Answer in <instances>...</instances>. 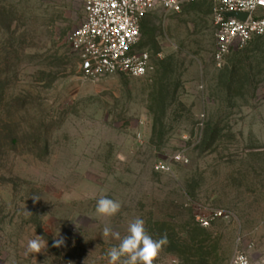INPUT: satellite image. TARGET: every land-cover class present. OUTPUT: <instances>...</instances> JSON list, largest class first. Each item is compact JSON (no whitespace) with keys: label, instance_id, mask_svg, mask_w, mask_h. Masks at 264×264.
<instances>
[{"label":"rangeland","instance_id":"obj_1","mask_svg":"<svg viewBox=\"0 0 264 264\" xmlns=\"http://www.w3.org/2000/svg\"><path fill=\"white\" fill-rule=\"evenodd\" d=\"M214 9L158 0L138 45L155 71L91 80L68 44L82 0H0V264H108L103 228L122 239L136 218L167 237L154 264H199L197 233L208 264H264V37L217 64Z\"/></svg>","mask_w":264,"mask_h":264},{"label":"built area","instance_id":"obj_2","mask_svg":"<svg viewBox=\"0 0 264 264\" xmlns=\"http://www.w3.org/2000/svg\"><path fill=\"white\" fill-rule=\"evenodd\" d=\"M194 0H161L169 14H181ZM215 7L217 27L215 61L221 65L236 47L264 37V0H207ZM85 22L68 37L80 57L86 79L100 80L120 74L144 78L155 71L148 51L138 50L143 20L154 11L158 0H82ZM228 13L248 14L247 21L228 18ZM160 169L165 170V166ZM222 213L216 212L214 217ZM202 220L203 226H209ZM229 264H253L244 251H237Z\"/></svg>","mask_w":264,"mask_h":264},{"label":"clouds","instance_id":"obj_3","mask_svg":"<svg viewBox=\"0 0 264 264\" xmlns=\"http://www.w3.org/2000/svg\"><path fill=\"white\" fill-rule=\"evenodd\" d=\"M120 209L119 201L102 196L97 200L95 210L100 216L113 217L119 213ZM127 233L121 239L120 234L113 231L110 225L103 228L104 237L112 236L120 240L117 246L111 247L106 252L108 264H154L167 237L154 239L147 231L145 221L141 218H136L129 223ZM62 242V240H56L54 246H60ZM45 248L46 241L41 236L27 242V251L30 253H40Z\"/></svg>","mask_w":264,"mask_h":264},{"label":"trees","instance_id":"obj_4","mask_svg":"<svg viewBox=\"0 0 264 264\" xmlns=\"http://www.w3.org/2000/svg\"><path fill=\"white\" fill-rule=\"evenodd\" d=\"M156 134V127L154 129V137ZM208 136V139H210V142H214L215 138L217 137V132L214 130H209L206 134ZM192 234V233H191ZM202 238V235L200 234H196V235H192L188 241L185 242V245L187 247V249L193 254L192 257L193 258H197L199 261V264H208V256L207 254L204 252V240H200Z\"/></svg>","mask_w":264,"mask_h":264},{"label":"water","instance_id":"obj_5","mask_svg":"<svg viewBox=\"0 0 264 264\" xmlns=\"http://www.w3.org/2000/svg\"><path fill=\"white\" fill-rule=\"evenodd\" d=\"M226 16L228 18H236V19L243 21V22L247 21V19L249 17L248 14H244V13H228V14H226Z\"/></svg>","mask_w":264,"mask_h":264}]
</instances>
